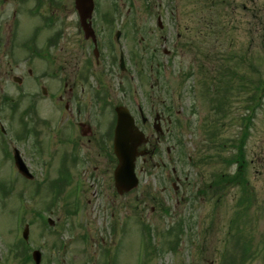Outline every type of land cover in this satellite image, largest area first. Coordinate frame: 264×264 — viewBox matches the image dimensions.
<instances>
[{"label": "rangeland", "instance_id": "rangeland-1", "mask_svg": "<svg viewBox=\"0 0 264 264\" xmlns=\"http://www.w3.org/2000/svg\"><path fill=\"white\" fill-rule=\"evenodd\" d=\"M98 2L100 7H112L113 4V0ZM115 4L126 11L123 39L129 53L135 55L136 65L146 69L150 64H159L158 86L155 87L158 105L155 106L157 112L170 113L182 125V145L170 141L169 146L174 149L171 156L181 172L180 177L187 176L189 181V184L184 183L182 194L179 193L180 202L161 203L165 209L159 205L149 219L141 218L154 237L153 248H156L143 264H228L233 257L237 262L240 253L232 237L236 231L230 227L236 214L245 208L237 205L244 195L239 187L225 183L217 194L211 192L205 196L204 189L211 185L213 174L231 175L233 170L228 168L233 151L231 144L241 138L240 123L246 113L248 95L257 84L264 86V0H116ZM24 20L36 21L29 16ZM131 23L140 24L136 36L132 29L127 31ZM34 28V25L21 23L15 35L17 42L23 44L34 33ZM178 33L180 37L176 40ZM64 48L73 54L80 52L76 45ZM134 63L131 61L132 65ZM16 75L20 76V73L16 72ZM50 84L54 86L53 82ZM17 88L15 84L14 94L16 100H21L17 97ZM112 90L115 91L114 85ZM143 92L147 105L155 104L150 99L148 87ZM261 95L260 104L252 112L255 114L247 126L243 148L246 160L243 176L248 181L249 207L247 217L242 221L245 224L237 225L243 233L240 239L249 241L257 254L242 264H264V96ZM168 103L171 111L167 109ZM41 105L40 120L34 125L38 137L23 136V129L33 130L32 122L20 115L23 105H19L11 117L15 147L29 159L34 178L27 182L18 180L4 208L0 200V264H8L5 257L21 240L18 229L20 227V234L25 224L29 227L26 247L40 251L43 264H140L144 254L141 239L146 235L143 229L134 226L136 218L126 210L114 208L111 210L114 215L105 212L101 219L91 216L75 219L74 214L65 212L75 190L71 185L52 209L44 211L51 194L47 184L40 180L45 171L40 169L41 158L33 152L32 141L40 144L49 167L48 179L56 175L57 158L69 155L72 148L64 143L67 130L58 138L56 147V111L47 99ZM112 107L99 112L87 110L96 124L97 138L107 131L106 121L114 118ZM43 120L52 121L49 130L43 126ZM213 131L218 133L216 138L211 136ZM50 141H54L52 151L47 147ZM77 150L82 152L79 145ZM96 165L99 167L98 179L93 184L91 176H87L85 182V198L94 206H98V202H163L164 193L154 180L159 171L142 174L137 190L119 198L113 191V158L106 165L110 168V179L102 158ZM75 167L67 164L69 172L81 175L82 166ZM3 177L6 178V173ZM37 213L42 214V218ZM43 218L52 219L54 225H45ZM75 220H80V227H76ZM181 220L185 221L184 236L176 252H170L168 245L163 243L166 240L172 242L173 237L166 239L164 236ZM124 223L127 224L124 226ZM84 235L88 238L82 239ZM240 248L246 251V243L241 240ZM11 264L22 263L15 260Z\"/></svg>", "mask_w": 264, "mask_h": 264}, {"label": "flooded vegetation", "instance_id": "flooded-vegetation-1", "mask_svg": "<svg viewBox=\"0 0 264 264\" xmlns=\"http://www.w3.org/2000/svg\"><path fill=\"white\" fill-rule=\"evenodd\" d=\"M17 16L19 17L15 23ZM26 16L36 19L35 24L24 20ZM123 18H126V11L124 12L122 7H100L96 3L91 17L84 21L75 6V0H0V188L5 191V199H10L18 180L29 181L15 171L16 147L12 134L14 132L10 128L11 117L18 106L23 105L21 117H26L33 124V130L29 127L23 129V136L33 139L37 135L34 125L38 123L41 102L47 99L49 106L56 111V147L58 138L67 130L64 143L72 148L69 155L57 158L55 171L58 175L66 169L75 189L73 202L68 203L65 212L74 213L78 218L91 216L101 219L105 212L114 215L112 209H123L136 218L134 226L147 230L142 217L149 219L159 205L165 209L161 203L168 205L171 202H180L179 193L182 194L184 182H187L188 177L184 176L181 181V172L173 166L171 157L174 149L169 147V142L175 141V128L180 122L174 116L172 118L170 113L166 115L157 112L155 105H158V91L155 87L158 86L159 65L150 64L146 68L148 70L136 65L135 55L129 53L124 43L126 29ZM21 23L35 26L34 33L24 40L23 44H19L15 38ZM83 25L87 27V35ZM88 26L92 32L88 30ZM139 27L140 24L131 23L128 24L127 31L132 29V34L136 36L139 34ZM70 45H76L80 52H68L64 46ZM75 50L77 51L76 48ZM20 52L23 53L22 56ZM131 61L135 63L132 65ZM16 72L20 73V76H17ZM16 81L20 86H25L21 100H16L14 94ZM50 82H53L54 86L52 83L49 85ZM113 85L115 91L112 90ZM147 87L151 94L150 99L155 103L150 106L147 105V100H144L143 90ZM17 97L20 98V95ZM250 103L252 100L247 104ZM37 106H40L38 110ZM111 106L114 118L110 122L106 121L107 131L97 138L94 130L96 124L87 110L94 109L99 112L109 110ZM121 107L130 112L135 126L144 134L145 141L137 148V153L143 155L137 156L134 163L138 186L121 195L114 187L113 191L119 198L127 196L140 186L142 174L156 170L159 173L155 175L154 180L160 184V190L164 193L163 202H98V206H94L93 202L85 198L87 176H91L93 184L99 177V167L96 165L99 159L102 158L109 179L110 168L106 166L107 163L112 162L113 158L115 167L117 166L112 152V127L116 123L115 111ZM168 107L171 111L169 103ZM48 121L52 123L50 120H43L44 127ZM32 144L33 152L41 158V167H48L40 144L36 140L34 143L32 141ZM78 145L81 153L77 150ZM21 157L32 174L29 159L23 152ZM68 163L71 168L82 166V174L76 176L75 173L69 172ZM4 173L6 178L3 177ZM215 188L217 194L221 190L219 180H216ZM24 189L27 190L26 187ZM204 192L205 196L213 192L212 185H208L207 189L205 186ZM12 260L22 264L26 261L25 258Z\"/></svg>", "mask_w": 264, "mask_h": 264}, {"label": "water", "instance_id": "water-1", "mask_svg": "<svg viewBox=\"0 0 264 264\" xmlns=\"http://www.w3.org/2000/svg\"><path fill=\"white\" fill-rule=\"evenodd\" d=\"M88 1V0H87ZM78 5V4H77ZM82 8L88 10L81 12L83 16L90 13L92 5L89 2L83 3ZM118 123L115 130L114 151L119 160L118 166L114 171V183L117 191L122 194L128 192L137 185V180L134 176V158L137 146L141 143L142 134L133 129L131 121L126 113L122 110H117ZM27 229L24 232V239H27ZM36 264L39 262L38 252L34 253Z\"/></svg>", "mask_w": 264, "mask_h": 264}, {"label": "trees", "instance_id": "trees-1", "mask_svg": "<svg viewBox=\"0 0 264 264\" xmlns=\"http://www.w3.org/2000/svg\"><path fill=\"white\" fill-rule=\"evenodd\" d=\"M223 1V0H222ZM240 157V156H239ZM240 179V184H242L243 182H242V179L241 178H239ZM168 235H170V233H168Z\"/></svg>", "mask_w": 264, "mask_h": 264}]
</instances>
